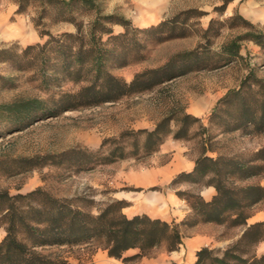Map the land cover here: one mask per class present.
<instances>
[{
	"label": "rangeland",
	"instance_id": "rangeland-1",
	"mask_svg": "<svg viewBox=\"0 0 264 264\" xmlns=\"http://www.w3.org/2000/svg\"><path fill=\"white\" fill-rule=\"evenodd\" d=\"M93 1L95 7L72 2L68 10L58 0H0V49L12 52L10 57L0 60V189L16 194L41 187L53 196H84L88 201L83 204L93 213L106 202L117 199L119 191L148 192L152 187L139 186L132 176L141 169L164 163L170 153L158 150L148 156L129 155L88 168L62 165L55 161V156L72 147L95 151L107 137L118 136L127 129H151L165 115L182 110L200 120L193 124L188 139L169 137L167 140H177L187 146L194 160L204 152L213 157H249L264 145V134L249 133L244 128L229 130L225 124L226 107L220 106L211 115L219 99L239 88L250 72L264 80V50L258 44L242 39L238 55L230 56L223 51L226 44L247 31L243 22L231 19L235 12L264 30V0ZM97 12L111 14L114 19L125 17L132 23L128 38L120 40L130 47L127 64L120 66L122 58L115 60L114 57L108 62L109 69L127 81L145 69L165 66L178 52L196 49L197 60L172 63L170 78L117 101L57 113L39 112L37 116H26L23 107L15 111L3 106L38 97L50 100L46 105L51 107L53 97L63 91L77 90L81 83L56 77L54 53L39 54L31 50L24 53V49L29 44H43L48 36H41L42 31L54 35L75 32V24L63 20V15L87 24ZM175 17L180 23L174 32L150 30L152 25ZM110 25L114 33L124 31L119 24ZM36 156L46 158L34 168H28L29 164L22 161ZM178 174L170 183L178 188L177 192L201 194L206 187V179L174 183ZM259 180L254 178L243 183ZM183 196L182 200L190 206L187 195ZM260 210H264V202L254 207V214ZM214 225L212 232L217 244L212 248L220 250L234 243L245 230V226ZM99 248H104L103 242L92 240L83 246L47 245L37 249L53 260L66 259V264H76L69 263L66 257L87 258L88 252ZM161 249H167L166 244L153 248L150 255ZM251 250L263 253L264 240Z\"/></svg>",
	"mask_w": 264,
	"mask_h": 264
},
{
	"label": "trees",
	"instance_id": "trees-1",
	"mask_svg": "<svg viewBox=\"0 0 264 264\" xmlns=\"http://www.w3.org/2000/svg\"><path fill=\"white\" fill-rule=\"evenodd\" d=\"M72 2L95 7L93 0H58L59 5L68 10ZM63 18L75 24V32L64 31L54 35L50 31H42L41 36L46 34L48 39L43 44H29L24 53L30 50L39 54L54 53L56 77L81 83L79 88L53 97L51 107L46 105L50 100L38 97L16 100L3 106L15 111L23 107L26 116H37L39 112L57 113L64 109L117 101L126 95L151 89L170 78L172 63L197 60L194 55L196 49L178 52L165 66L145 69L127 81L114 74L108 62L114 57L115 60L122 58L120 66L127 64L130 47L121 41L128 38L133 29L129 19H114L111 14L101 15L99 12L87 24L73 16L63 15ZM231 19L243 22L247 31L226 44L223 47L225 53L238 55L242 39L252 40L264 50V30L239 12H235ZM179 23L175 17L152 25L150 30L174 32ZM110 24H119L124 31L114 33ZM11 55L10 49H0V60ZM218 103L211 115L217 113L220 106L226 107L228 120L225 124L229 130L244 128L249 133L264 134L262 78L250 72L239 88L231 90ZM199 120L184 110L172 112L151 129L124 130L118 136L105 138L95 151L72 147L56 155L55 161L88 168L98 162L111 163L129 155L148 156L158 151L169 137L188 139L193 124ZM43 158L46 157L22 158V161L29 164L28 168H34ZM254 178L260 180L243 183ZM203 179H206V186L215 187V194L207 200L199 193L179 191L180 197L187 195L191 207V214L180 222L151 217L146 213L129 217L123 210L126 201L119 199L106 202L97 213H93L83 204L88 201L84 196H53L41 187L16 194L0 189V264H66V259L53 260L37 248L47 245L80 246L92 240L102 241L109 256L131 264L149 256L153 248L163 243L169 251L177 249L182 242L181 226L191 227L200 222L245 226V230L223 250L202 247L197 251L195 264H264V252L257 254L251 250L264 240V220L248 223L254 207L264 202V145L249 157H213L204 152L196 158L194 168L179 173L174 183ZM135 248L139 250L126 254Z\"/></svg>",
	"mask_w": 264,
	"mask_h": 264
},
{
	"label": "crops",
	"instance_id": "crops-1",
	"mask_svg": "<svg viewBox=\"0 0 264 264\" xmlns=\"http://www.w3.org/2000/svg\"><path fill=\"white\" fill-rule=\"evenodd\" d=\"M159 153H170L169 158L162 164L153 165L141 169L132 178H136L141 187H152L148 192L142 193L119 191L117 199L126 201L124 212L129 216L146 213L151 217H160L167 221L180 222L191 211L179 196L177 189L170 186L173 178L183 171H191L195 160L190 156L187 146H182L177 140L164 142ZM216 190L214 186H206L201 194L207 200L211 199ZM256 220H264V210L257 211L249 219L248 223ZM215 223L200 222L188 228L181 226L182 242L175 250L161 249L156 254L144 256L131 264H195L197 251L204 246L210 248L217 244V238L212 229ZM83 246V245H80ZM84 250V249H83ZM139 249H131L126 254H132ZM87 258L75 256L66 257L68 262L76 264H125L122 259L109 256L105 248H99L87 253Z\"/></svg>",
	"mask_w": 264,
	"mask_h": 264
}]
</instances>
